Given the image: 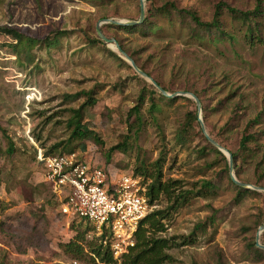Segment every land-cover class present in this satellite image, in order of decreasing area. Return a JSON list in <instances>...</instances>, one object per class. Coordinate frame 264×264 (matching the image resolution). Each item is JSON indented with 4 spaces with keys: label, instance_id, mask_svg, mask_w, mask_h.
Wrapping results in <instances>:
<instances>
[{
    "label": "rangeland",
    "instance_id": "1",
    "mask_svg": "<svg viewBox=\"0 0 264 264\" xmlns=\"http://www.w3.org/2000/svg\"><path fill=\"white\" fill-rule=\"evenodd\" d=\"M144 2L152 9V30L103 22L102 33L122 44L169 93L198 92L206 130L224 147L238 151L245 133L257 134L249 154L238 153L232 174L264 187V19L261 40L250 41L246 27L225 6L251 11L264 0ZM167 2L196 10L205 21L223 2L222 28L233 37L194 33L187 15L174 10L169 18L157 9ZM140 15L141 0H0V27L35 39L13 48L0 29V264H121L94 257L90 247L100 243L99 236L89 222L62 214L58 195L43 180L39 149L59 142L64 144L56 152L67 143L77 146L85 160L113 177L135 172L142 160L164 158L165 177L192 191L161 233L173 245L166 264H264L252 248L264 220V190L240 193L231 182L228 156L210 147L193 118L192 96L161 98L158 87L98 35L103 17L138 20ZM91 90L96 100L86 107L84 122L100 140L78 141L71 138L68 119ZM137 104L141 121L130 113ZM118 143L122 149L108 160V149ZM155 204L161 209L168 202L163 197ZM77 234L81 253L65 248ZM260 238L264 242V231Z\"/></svg>",
    "mask_w": 264,
    "mask_h": 264
},
{
    "label": "trees",
    "instance_id": "2",
    "mask_svg": "<svg viewBox=\"0 0 264 264\" xmlns=\"http://www.w3.org/2000/svg\"><path fill=\"white\" fill-rule=\"evenodd\" d=\"M95 1H99V0H95ZM223 5H225L223 2L217 4L213 18L209 21L203 20L199 16L197 11L194 9L179 8L175 2H167L165 3V5L158 7L157 9L161 10L169 18L172 17L173 15L172 13L174 10L180 15H185V16L187 15L191 19V21L195 24L194 33L200 36L204 34L203 32H208V33H216L215 36L218 38L226 35H230L231 37H233V35L229 34V32L225 31L222 28L223 23L221 18V14H222L221 10ZM225 6H227L228 10H230L246 27L248 32L246 34L247 39H249L250 41L261 40V37L263 35L262 30L264 31V24L260 22L261 19H264V6L262 5V3L259 2L255 7V9L251 11H241L236 8L230 7L228 5ZM150 14H152V9L151 8H147V10L145 9L144 20L138 24L113 25L109 23L108 25L117 26L126 30L138 29L143 32H146L148 30H152L153 28V22L150 19ZM105 18H110V17H103V19ZM261 24H263L262 30L259 28ZM0 29L3 32V34L9 36L12 39V42L9 43V45H11L13 48L18 47L26 40L30 42H35L34 38L28 37L20 33L16 29L9 27H0ZM96 40L97 42H102L101 39H96ZM120 46L124 51L127 52V50L123 47L122 44ZM139 67L142 70H144L148 75H150V73L143 66L139 65ZM158 83L162 85L160 82ZM162 86L168 92H170L166 86L164 85ZM92 93H93L92 90L85 92V95L87 96V100H85L79 107L71 108L72 115L68 119V125L72 128V133H71L72 139L78 141L83 139H90V138L95 139L96 141L100 140L96 132L90 129L84 122L86 107L93 105L96 100ZM159 94L161 98L166 99L168 102H173L176 99V97L170 98L162 94L161 92H159ZM195 94L200 98L198 92H195ZM78 95L79 94H76L75 96ZM144 97H145L144 92H141V94L139 95V101L142 102L144 100ZM197 109L196 112L193 113V118L199 121V114L197 112ZM132 112H135V114L137 115V120L141 121L139 118L140 116L139 104L132 107L130 113ZM254 120H259V116H257ZM248 124H250V121L248 122ZM210 136L223 146L220 140L214 138L212 135ZM204 137L208 141V144L212 149H214L219 153H222L215 145H213L208 140L206 136ZM253 141H257V134L245 133L240 140L238 151H233L229 149L232 152L233 160L235 164L238 160L239 152L243 154H249V152L251 151L250 143ZM63 144L64 142H59V143H55L47 150H43L42 148L41 149L43 150V153L46 156L53 154H63V153H77L81 156V152L77 149V146L70 145L69 143H67V145L60 150V152H56ZM118 149H122V143L115 144L108 149L107 159L109 160L111 158L112 153ZM10 151L11 152L15 151L14 146L10 147ZM164 164H165L164 158L161 156L152 163H146L145 160H142L140 161L139 164L136 165L134 174L143 177L146 181H150L148 185L147 194L149 196L151 204H155V202L160 201L164 197L165 199H167L168 205L161 209L155 208L144 219H142L138 227V230L136 232L135 246L129 251V253L122 256L121 259H116L113 253L111 252L109 246L105 245L102 242L106 234L99 236L98 238L100 239V243L93 244L90 247V250L93 253L94 257L99 259L100 262L114 263L117 260H121V264H166L172 260L173 257L168 252V249L173 245L171 241L167 237H164L161 233L167 230L166 220L170 219V217L174 212L178 211L179 208H181L189 201V199L191 198L190 194L192 193V191L182 189L179 179H174L172 177L166 178L164 173ZM229 166H230V161H229ZM230 180L240 190V193L249 192V191L257 192L255 190H249L246 187H242L236 184L233 181L232 177H230ZM204 185L205 187H207L210 185V182L205 181ZM54 197L56 198L57 196L55 195ZM57 203L60 205L59 200H57ZM263 223L264 220L260 221L259 223L260 226ZM201 227H205V224L197 225V228H201ZM80 238L81 236L77 234L74 240L65 244V248L66 249L75 248L78 253L83 252L85 249L84 246L81 245V243L79 242ZM189 238L191 239V237H188L187 240H190ZM193 240L194 239H191L190 242H193ZM187 242L189 241L185 240L183 241V244H186ZM262 243L264 244V242ZM252 248H254L255 253L259 255V257H264V249L256 245V239L252 242Z\"/></svg>",
    "mask_w": 264,
    "mask_h": 264
},
{
    "label": "built area",
    "instance_id": "3",
    "mask_svg": "<svg viewBox=\"0 0 264 264\" xmlns=\"http://www.w3.org/2000/svg\"><path fill=\"white\" fill-rule=\"evenodd\" d=\"M37 157L43 180L59 197L62 214L89 222L98 236L106 234L102 242L116 259L129 253L140 222L157 207L147 194L150 181L132 171L113 177L77 153L46 156L39 149Z\"/></svg>",
    "mask_w": 264,
    "mask_h": 264
},
{
    "label": "water",
    "instance_id": "4",
    "mask_svg": "<svg viewBox=\"0 0 264 264\" xmlns=\"http://www.w3.org/2000/svg\"><path fill=\"white\" fill-rule=\"evenodd\" d=\"M145 17V2L144 0H141V15L139 20H122V19H114V18H105V19H101L98 23H97V32L99 37L106 42L108 45L110 44H116L117 47L119 48V50L123 53L124 57L127 59V61L130 62V64L134 67V69L143 77L150 79L157 87L158 89L161 91L162 94L168 96V97H175V96H179V95H189L192 96L197 104V108H198V114H199V121L202 127L203 132L205 133L206 137L208 138V140L215 145L219 150H221L222 152H224L230 161V170H231V177L233 179V181L242 186V187H246V188H254V189H259V190H264V187L262 186H256V185H250L248 183L242 182L240 180H238L234 174H232L233 171V167H234V160H233V155L232 152L227 149L226 147L222 146L219 142H217L215 139H213L210 134L208 133V131L206 130L205 124L203 122V119L200 116V111L202 109V103L200 98L193 92H188V91H179V92H174V93H169L165 88H163L162 85H160L154 78H152L150 75H148L144 70H142L139 65L136 63V61L133 59V57H131L126 51H124L120 44L117 42V40L115 38H108L106 37L101 29L100 26L103 22H108V23H113V24H120V25H134V24H138L141 23L144 20ZM264 231V223L259 227V230L257 232L256 235V245L262 249H264V244L261 242L260 239V235L261 232Z\"/></svg>",
    "mask_w": 264,
    "mask_h": 264
},
{
    "label": "bare ground",
    "instance_id": "5",
    "mask_svg": "<svg viewBox=\"0 0 264 264\" xmlns=\"http://www.w3.org/2000/svg\"><path fill=\"white\" fill-rule=\"evenodd\" d=\"M112 45V44H111ZM116 45V44H115ZM117 46V45H116ZM118 48V47H117ZM119 49V48H118Z\"/></svg>",
    "mask_w": 264,
    "mask_h": 264
}]
</instances>
